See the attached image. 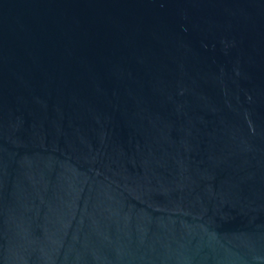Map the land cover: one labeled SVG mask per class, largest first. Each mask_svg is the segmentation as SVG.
<instances>
[{
	"label": "water",
	"instance_id": "1",
	"mask_svg": "<svg viewBox=\"0 0 264 264\" xmlns=\"http://www.w3.org/2000/svg\"><path fill=\"white\" fill-rule=\"evenodd\" d=\"M0 264H264V0H0Z\"/></svg>",
	"mask_w": 264,
	"mask_h": 264
}]
</instances>
